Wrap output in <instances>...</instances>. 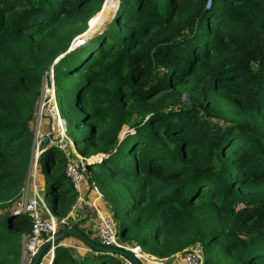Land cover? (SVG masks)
Returning <instances> with one entry per match:
<instances>
[{"label": "trees", "instance_id": "trees-1", "mask_svg": "<svg viewBox=\"0 0 264 264\" xmlns=\"http://www.w3.org/2000/svg\"><path fill=\"white\" fill-rule=\"evenodd\" d=\"M104 2L0 0V207L10 208L0 264H18L15 236L32 229L9 201L20 199L36 98L58 58L50 93L121 237L159 258L199 242L204 264H264V0H119L101 34L80 37ZM77 36L85 42L70 48ZM99 153L108 157L96 163ZM67 162L57 147L41 157L59 218L78 195ZM53 264L122 263L60 245Z\"/></svg>", "mask_w": 264, "mask_h": 264}, {"label": "built area", "instance_id": "built-area-1", "mask_svg": "<svg viewBox=\"0 0 264 264\" xmlns=\"http://www.w3.org/2000/svg\"><path fill=\"white\" fill-rule=\"evenodd\" d=\"M211 3L212 0H208L207 7H210ZM49 105L52 106L51 110L45 108V106L47 107ZM48 112L50 113L52 120H50L51 123L49 124L48 129L43 130L41 122L42 119L48 115ZM56 120H63L64 122L58 130L56 128ZM123 131L125 132L121 134V139L124 138L127 133L133 132V129L129 127V129L126 130L124 127ZM48 134H53L52 138L49 139V142L46 146H43V138ZM51 147H57L66 154L68 159L66 164V174L71 180L74 188L79 192L82 184L85 181H88L89 183V177L87 175L88 160L87 157L82 156L77 151L76 144H74L73 139L68 135L65 118L62 117L56 101H51L50 98L48 101L45 100L39 105L37 113V126L35 129V137L32 146L27 178L25 179L24 185L22 187L20 199L14 208L16 209L15 214L29 215L32 221V229L28 234L29 236L26 235L23 237L20 254L21 264H32L36 254L45 242L53 239L54 236L61 231V229L72 227L68 216L59 218L53 215V213L48 208L44 197L41 196L40 189L36 184L41 157L43 153ZM101 154L102 157H108V155L105 153ZM89 187L90 191L96 193L97 199H105V195L99 189L94 180L89 183ZM88 205H90L96 211L97 223L94 226V231H96V238L100 241L98 244L127 250L143 264H147L146 262H152L151 259L145 258V256L148 255L145 254L141 245H129L121 241L122 237L120 224L114 218L111 212H105L102 207L97 205L96 201L91 202L88 196L82 195V193L79 192L77 204L74 206V208L77 207V209L79 208L80 210H84V213L86 214ZM42 214L46 215V218H44ZM59 225H63V228L59 229ZM58 246L59 244L57 241L53 242L42 255L38 264H53ZM200 248V244H196L192 248L188 249L189 251L184 254L185 264H204V258L200 257L199 255ZM89 251L93 252L94 250L89 249ZM201 252L203 253V251ZM98 253L99 252H97V254ZM109 255L117 257L123 262V264H137L122 253L116 252ZM159 264L161 263L159 262Z\"/></svg>", "mask_w": 264, "mask_h": 264}, {"label": "rangeland", "instance_id": "rangeland-1", "mask_svg": "<svg viewBox=\"0 0 264 264\" xmlns=\"http://www.w3.org/2000/svg\"><path fill=\"white\" fill-rule=\"evenodd\" d=\"M106 2V1H105ZM104 2V4L102 5V10H101V12H100V14L98 15V17L92 22V24H91V26L89 25V30L85 33V34H83V35H85V36H80V37H84V38H86V40H87V38H90L91 36H94V35H97V34H101L102 33V31L104 30V28H105V26L107 25V24H109L113 19H114V14H115V12H116V9H117V5H118V0H108L106 3ZM104 6V7H103ZM90 21H91V19H90ZM79 37V38H80ZM79 38H77L76 39V41L75 42H77L78 41V39ZM84 42H85V40H84ZM83 42V43H84ZM82 43V44H83ZM77 44V43H76ZM79 44H81V42L80 43H78L77 45H79ZM81 44V45H82ZM77 45H73L74 46V49L75 48H78V46ZM73 49V50H74ZM49 73H50V71H49ZM49 73H46V74H49ZM44 75L43 76V79L47 76V75ZM42 87H43V89H42ZM48 88H47V81H46V79L44 80V81H42V83H41V86H40V92L42 91V94L40 93V97L39 96H37V87H35L34 88V94H35V97L37 96V98H36V100H38V98H39V101H38V109H39V105H40V103L41 102H43V101H45L44 99H45V97L44 96H46L47 95V90ZM42 95V96H41ZM54 95H55V99H54ZM44 97V98H43ZM51 101H56V103H57V105H58V102H57V98H56V94H55V92L54 91H52V95H51ZM183 99L185 100V101H187V94L185 93L184 94V96H183ZM59 107V106H58ZM45 108H48L49 110H51L52 109V106L51 105H49V106H45ZM44 110V109H43ZM45 112V111H44ZM37 113H38V110H37ZM50 120H52L51 119V116H50V113L48 112V115H46L43 119H42V122H41V126H42V128L44 129V130H47L48 129V126H49V124L51 123V121ZM63 120H56V128H57V130L63 125ZM36 126H37V118H36V121H35V124H34V131H35V129H36ZM125 127V129L126 130H128L129 129V125H126V126H124ZM123 132H125V131H123V129H122V131H121V133L123 134ZM78 135H80L79 134V132L77 131L76 132V135H75V137L76 136H78ZM75 137H73V139H75ZM73 142H74V140H73ZM74 144H75V142H74ZM104 157H101L100 159H99V161H95L96 163H98V162H101L102 161V159H103ZM64 161L63 160H60V162L58 163V166H61V167H63V165H64ZM38 171H39V173H38V176H37V179H36V184L38 185V187H39V189H40V194H41V196H43L44 197V199H45V195H46V191H47V189H48V187H49V183L46 181V177H45V172H44V170H43V166H42V163L40 162L39 163V167H38ZM26 178H27V174H26ZM86 182V181H85ZM23 185H24V183H23ZM99 187V186H98ZM101 191H102V193L104 194V192H103V190L101 189V188H99ZM21 195V194H20ZM105 195V194H104ZM70 197L71 198H73V194L72 195H70ZM77 200V199H76ZM18 199H12L11 201H9L10 203L9 204H11L12 205V203H13V205L14 206H16L17 205V203H18ZM104 204V206H105V208L109 211V212H111V213H113L112 212V210H111V204H110V200L109 199H106L105 198V203H103ZM15 208V207H14ZM88 208H90V209H88L87 210V212H89V217L86 219V222H87V227L88 228H90V229H92V230H85V232H88V234H89V236H90V238L92 239V240H94L96 243H99L100 241L95 237V233H96V231H94L95 229H94V226L96 225V223H97V221H96V217L94 216L95 215V213H93V211H92V207L90 206V205H88ZM7 211V210H10V208L9 207H0V214L3 212V211ZM15 211H16V209H14L13 210V212L15 213ZM20 215H22V214H20ZM1 216V215H0ZM42 216L44 217V218H46V215H43L42 214ZM89 224V225H88ZM79 225V224H78ZM60 228H63V225H59V229ZM83 230V229H82ZM29 233H26V232H24V233H20V234H16V236H15V240L17 241V242H19V243H21V245H22V240H23V237L24 236H26V235H28ZM29 236V235H28ZM74 236H72V235H70V236H68V237H66V238H70V239H72V240H75V241H77V239L76 238H78V237H76V238H73ZM65 238V239H66ZM25 239V238H24ZM121 239V238H120ZM78 240H81V239H79L78 238ZM136 239L135 238H130V237H122V239H121V241L122 242H124V243H126V244H129V245H132L133 243H135V244H138V242H136L135 241ZM196 244H201V243H199V242H197ZM196 244H194V245H196ZM194 245H191V247H187V248H184L183 250H181V251H179V252H177V253H179L180 255L181 254H186L189 250L188 249H190V248H192ZM143 251L145 252V253H147L145 250H144V248H143ZM176 253V254H177ZM204 253V252H203ZM148 254H150V253H148ZM151 255H153V254H151ZM200 257H202V252H201V250H200ZM155 256V255H154ZM157 257V256H156ZM117 258V257H116ZM118 259V258H117ZM18 264H21V259H20V257H19V259H18Z\"/></svg>", "mask_w": 264, "mask_h": 264}, {"label": "crops", "instance_id": "crops-1", "mask_svg": "<svg viewBox=\"0 0 264 264\" xmlns=\"http://www.w3.org/2000/svg\"><path fill=\"white\" fill-rule=\"evenodd\" d=\"M99 154L102 155L101 153H99ZM79 192H81L82 195L88 196V198L90 199L91 202L96 201L97 205L102 207V209L105 212H109L103 204V203H105V199H101V200L97 199L96 193L93 191H90L88 181H86L82 184V187H81ZM79 192L77 193L78 195H79ZM78 195H77V200H78ZM77 200L75 201L74 204L71 205V210L69 211V213L66 216H68L69 221H71L72 227H74V224H76V223L79 224L78 229H80V230L83 229L82 231L90 238L88 232H85V230H89V231L92 230V229L87 227V222H86V219L89 217V212H86V214H85L84 210H80L79 208L77 209V207L74 208V206L77 204ZM88 209H90V208H88ZM91 209H92L93 213H95L94 216L96 217V211L93 208H91ZM75 216H76V218H75ZM72 236H74L73 238L78 237L79 239H81L79 236H76V235H72ZM95 237H96V233H95ZM78 238H76L77 241L72 240L70 238H66V239L64 238L58 244H59V246L62 245V246L69 247L70 249H72L74 251L75 256L78 259H82V258H85L87 256H93L94 254L97 255V252L95 250L93 252L89 251V249H91V248L89 245H87V243L83 239L78 240ZM133 244H135V243H133ZM142 249H143V247H142ZM98 254H100V253H98ZM145 254L148 255V256H145L146 259L152 260V262H146L147 264H159V262L161 264H185L184 254L180 255L179 253H177V254L175 253V254L171 255L170 257H167V258H159V257H156V256L148 254V253H145ZM121 263L123 264L122 261H121Z\"/></svg>", "mask_w": 264, "mask_h": 264}, {"label": "water", "instance_id": "water-1", "mask_svg": "<svg viewBox=\"0 0 264 264\" xmlns=\"http://www.w3.org/2000/svg\"><path fill=\"white\" fill-rule=\"evenodd\" d=\"M106 1V0H105ZM119 8V0H118V5H117V10ZM116 10V12H117ZM115 12V13H116ZM91 21H89L90 24ZM77 45V44H76ZM70 48H72V45L70 46ZM69 51V49H68ZM59 59V58H58ZM57 59V60H58ZM57 60L53 63L50 73L49 71L46 74V81H47V92L48 94L45 97V100L48 101L50 99L51 93H50V89L51 88H55V79H54V64L57 62ZM44 81V79H43ZM43 89V87H42ZM42 94V91H41ZM53 134H48L45 135L43 138V146H46L49 142V139L52 138ZM88 163H90L88 161ZM95 163V162H94ZM66 235H76L79 236L81 239H83L88 245H90V247H92V250H95L96 252H99L100 254H113V253H122L124 255H126L127 257H129L130 259H132L134 262H136L137 264H143L142 262H140L136 257H134V255L127 251V250H123L117 247H109V246H104L101 244H97L94 241H92L82 230L75 228V227H68L63 229L62 231H60L59 233H57L53 239L48 240L47 242H45L42 247L39 249L38 253L36 254L32 264H38L42 255L45 253V251L47 250V248L56 241H59L60 239H62L64 236Z\"/></svg>", "mask_w": 264, "mask_h": 264}, {"label": "clouds", "instance_id": "clouds-1", "mask_svg": "<svg viewBox=\"0 0 264 264\" xmlns=\"http://www.w3.org/2000/svg\"><path fill=\"white\" fill-rule=\"evenodd\" d=\"M77 37H78V36H77ZM77 37H76V38H77ZM76 38L73 40L72 44L75 42ZM87 39H88V38H87ZM79 42H81V41L78 40V41H77V44H78ZM81 44H82V43H81ZM81 44H79V45H81ZM79 45H77V46H79Z\"/></svg>", "mask_w": 264, "mask_h": 264}, {"label": "bare ground", "instance_id": "bare-ground-1", "mask_svg": "<svg viewBox=\"0 0 264 264\" xmlns=\"http://www.w3.org/2000/svg\"><path fill=\"white\" fill-rule=\"evenodd\" d=\"M116 10H117V9H116ZM78 38H79V37H78ZM75 41H76V40H75ZM81 41H82V40H81ZM76 43H77V42H74L73 45H76ZM79 43H80V42H79ZM73 45H72V47H73Z\"/></svg>", "mask_w": 264, "mask_h": 264}]
</instances>
